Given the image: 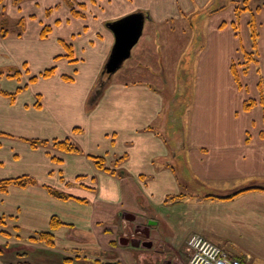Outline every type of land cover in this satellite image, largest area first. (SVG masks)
<instances>
[{
	"label": "crops",
	"instance_id": "1",
	"mask_svg": "<svg viewBox=\"0 0 264 264\" xmlns=\"http://www.w3.org/2000/svg\"><path fill=\"white\" fill-rule=\"evenodd\" d=\"M76 1L87 3L86 9L75 7L83 15L73 16L63 5L65 20L57 24L58 4L2 2L11 24L25 20L20 35L0 36V179L29 175L36 183L0 192V244H7L0 264H15L6 259L12 251L22 254L16 260L22 262L37 248L34 264H186L192 233L247 264H264V113L257 88L263 78H248L264 65V29L258 26L264 0L249 4L258 37L246 73L240 64L243 52L252 50V14L245 38L232 6L202 18L207 29L188 71L190 98L177 107L179 82L171 92L160 86L154 76L162 73L157 63L165 55L147 39L138 56L156 67L145 73L151 82L105 76L114 43L106 23L142 11L148 23L161 24L191 9L193 0ZM209 1L199 0L198 10ZM43 24L51 25L45 38ZM50 67L52 74L39 76ZM32 76L37 78L30 81ZM249 99L255 104L244 110ZM26 139L46 143L32 146ZM53 139H68L80 151L60 150ZM91 155L101 157L104 168ZM47 187L82 200L60 201ZM52 215L65 223L52 231L54 244L34 241L49 230Z\"/></svg>",
	"mask_w": 264,
	"mask_h": 264
},
{
	"label": "rangeland",
	"instance_id": "2",
	"mask_svg": "<svg viewBox=\"0 0 264 264\" xmlns=\"http://www.w3.org/2000/svg\"><path fill=\"white\" fill-rule=\"evenodd\" d=\"M25 1V0H24ZM79 2L76 0H42L40 3L43 4L44 7H48L53 4H58L57 7L59 8V16H61V21H64L65 19V14L63 13V5L66 8L70 7H76L78 10L81 9V7L78 4ZM225 1L224 0H210L205 8L203 10H198L201 7V4L199 0H193L191 1V6L192 8L189 9L188 11H185L182 9L178 16H173V17H168L166 20L162 21V23H148V19H145V25L143 29V34L140 36L138 42L133 46L131 55L128 57L126 60L123 61L122 65L112 74L108 75L105 74L106 77H111L113 76L114 78L118 80H140V81H146L147 76L145 73H151L153 74L154 69L156 68L152 62L149 61L150 64H145L144 61L141 59V57L138 56L139 53H143L145 45L151 43L155 48L161 47L162 54L160 55L162 58L163 55H165V60L163 59L162 63H159L157 59H159L158 56L153 55V61L158 62L157 67L159 69L162 68V73L159 76H154L156 80L160 77V80H162L163 84L161 81H159L161 84L160 86H165V89L171 92L175 86H177L178 83V88L177 92L179 93L177 95V99H174V103L176 102V107L179 106L180 103H183V105H186L187 102L189 101L190 98V93H191V80H190V75H188V71H190V68L194 69V59L192 60V55L193 53L196 52V47L198 46L199 43H201V34L203 33L204 35L206 34V26H204L205 21L203 20L206 15H208L209 11L212 10L215 14L217 12L218 14H223L225 13L230 6L235 8V6H243L242 5V0H226V4L224 6ZM253 1L249 2L251 5ZM37 7V9L40 8ZM87 3H85V6ZM254 5V4H253ZM252 5V6H253ZM86 9V7H85ZM82 10V9H81ZM198 10L196 13L195 11ZM244 12V11H243ZM255 11L252 12H244L240 13L238 18H236V22L239 21L240 23V32H241V37L245 38L246 34L243 30V27L246 25L245 24V19L248 17L247 15H251L252 13L254 14ZM209 14L208 17L211 15ZM241 15V16H240ZM262 17L259 19V24L261 29H264V15L261 13ZM247 16V17H246ZM38 17V16H37ZM35 17V19H37ZM203 18V19H202ZM43 19H45L43 17ZM211 19L207 18V24L210 22ZM32 21V20H31ZM36 21V20H35ZM53 22L50 21V24ZM237 24V23H236ZM54 25V24H53ZM52 25V26H53ZM238 25V24H237ZM31 27V23L29 24ZM152 27V30L149 35L147 32V28ZM11 30H14V26L10 27ZM201 33V34H200ZM207 40V36H205ZM147 39V40H146ZM145 40L149 43H145ZM206 42V41H205ZM195 50V52H194ZM144 54V53H143ZM142 54V55H143ZM144 59V58H143ZM258 67L259 72H250L248 78L250 79L255 76L262 77L263 76V71L264 65L257 64L255 68ZM176 71V74H175ZM180 76V79L178 78ZM181 74V75H180ZM151 82V80H148ZM166 82V83H164ZM264 83V82H263ZM155 84V82L153 83ZM249 92H252V88L249 84L248 86ZM56 189V188H54ZM57 198V197H56ZM60 201L66 200L63 198H58ZM68 199V198H67ZM75 199V198H74ZM63 214H65V211H61ZM63 226V225H62ZM38 241V240H34ZM7 245V244H6ZM6 245L0 244V250H3V247H6ZM60 246V245H58ZM17 249V248H15ZM20 249H24L21 247ZM40 248H37V251H39ZM228 253L230 250L225 249ZM7 251V250H6ZM5 251V252H6ZM37 251L29 252L28 257L29 258H24V259H19V261L22 262H17V256L21 257L22 254H17L13 253L14 251L10 252V254L13 257L7 256L6 259H10V263H13L15 261V264L18 263H28L27 261H30V264L33 263L36 260L35 255H39ZM230 255V253H229ZM79 258H76L78 260ZM75 260V258H74ZM26 261V262H24ZM250 264H254V259L250 262Z\"/></svg>",
	"mask_w": 264,
	"mask_h": 264
},
{
	"label": "trees",
	"instance_id": "3",
	"mask_svg": "<svg viewBox=\"0 0 264 264\" xmlns=\"http://www.w3.org/2000/svg\"><path fill=\"white\" fill-rule=\"evenodd\" d=\"M12 1L14 4H18L22 0H12ZM249 1L250 0H242L243 6H235L234 13H235L236 18H238L239 14L242 11H250ZM2 2H3V0H0V36L5 37L8 34H10V32H15L16 35H20L23 31L25 18L20 17L13 24H11V18H9V16L6 15ZM78 4L81 8L85 7V3H78ZM70 8H71L70 9L71 14L73 16H82L83 15L80 11L76 10L75 7H70ZM50 9H51V7L46 9L47 14L50 12ZM59 22L60 21L58 19L55 20L56 24ZM11 26H12V28L14 26V30H11V28H10ZM232 26L235 29L237 28L236 23H234ZM248 28H249L250 38H251L252 50L249 53L243 52L244 61L240 64L242 73H246L248 66H249L248 64L252 60H255L254 54H255V51L257 48L258 30H257V24H256V20L254 18L253 13H252V16L250 17V20L248 21ZM50 31H51V25L50 24H43L41 27V30H40V37L41 38L47 37V35ZM64 45L66 46V48L68 50L67 54L70 55V53H71L70 45H68V44H64ZM53 71H54V67H50V68L42 71L39 74V76H43V77L49 76L50 74L53 73ZM231 71H232L234 80L237 83L238 88H241L239 74H238L237 66L235 64H233L231 66ZM17 72L18 71H15L14 74L16 75ZM36 78H37V76H32V77H30L29 80L34 81ZM263 82H264L263 79H260L257 82V88H258V93H259L258 102L262 106L263 113H264V83ZM18 90H20V87L16 90V92ZM8 95L11 97V100H12L14 98L15 92L10 93ZM254 104H255V101L249 99L243 103V109L249 110ZM26 140L29 141V143L32 146H35L37 144H45L46 143V140H43V139H26ZM52 141H53V144L58 149L63 150L65 152L76 153V152L80 151L78 146L73 144L72 142H70L68 139H63V140L53 139ZM90 157L94 160V163L98 167L104 168L103 159L101 157L92 156V155ZM35 183H36V180L29 175H21V176L12 177V178H2V179H0V192H6L8 186H10V185L26 187L28 185H32ZM47 190L52 196L57 197V198L67 199V198L73 197L70 194H67V193L62 192V191L57 190V189H54L52 187H47ZM73 198H76V197H73ZM76 199L82 200L79 198H76ZM0 223H1V220H0ZM64 224L65 223L63 221H61V219H59L58 216L52 215L50 217V220H49V230L38 232V234H37L38 237L35 240H39L48 246H52L54 244V242H53L54 235H53L52 231L57 229L58 227L64 225ZM0 253H1V251H0ZM18 264H22V263H18ZM25 264H28V263H25ZM102 264H118V263H102Z\"/></svg>",
	"mask_w": 264,
	"mask_h": 264
},
{
	"label": "water",
	"instance_id": "4",
	"mask_svg": "<svg viewBox=\"0 0 264 264\" xmlns=\"http://www.w3.org/2000/svg\"><path fill=\"white\" fill-rule=\"evenodd\" d=\"M144 21L145 14L142 11H133L106 23L113 33L114 43L104 64L103 73H114L130 56L132 47L142 34Z\"/></svg>",
	"mask_w": 264,
	"mask_h": 264
},
{
	"label": "built area",
	"instance_id": "5",
	"mask_svg": "<svg viewBox=\"0 0 264 264\" xmlns=\"http://www.w3.org/2000/svg\"><path fill=\"white\" fill-rule=\"evenodd\" d=\"M187 245L190 254L186 264H247L244 259L229 255L223 246L199 233H192Z\"/></svg>",
	"mask_w": 264,
	"mask_h": 264
}]
</instances>
